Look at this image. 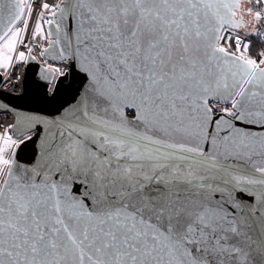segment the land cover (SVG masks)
I'll return each instance as SVG.
<instances>
[{
	"label": "snow or ice",
	"instance_id": "obj_1",
	"mask_svg": "<svg viewBox=\"0 0 264 264\" xmlns=\"http://www.w3.org/2000/svg\"><path fill=\"white\" fill-rule=\"evenodd\" d=\"M240 8L0 0L6 84L35 59L17 54L28 35L80 76L60 102L68 73H39L51 112L0 100L17 113L0 132V264H264V51L234 35Z\"/></svg>",
	"mask_w": 264,
	"mask_h": 264
},
{
	"label": "water",
	"instance_id": "obj_2",
	"mask_svg": "<svg viewBox=\"0 0 264 264\" xmlns=\"http://www.w3.org/2000/svg\"><path fill=\"white\" fill-rule=\"evenodd\" d=\"M247 9H248V0H241V8L239 13H241L245 22H247V16H249L247 14ZM237 18H239V16ZM52 39H55V36H53ZM59 47H62V45H58L57 50ZM46 48H49V44L48 46L43 47L42 49L44 50ZM28 55L31 56L30 53H28ZM45 55L51 58H55L56 52L49 50L48 52L45 53ZM25 63L26 65L24 67L25 70L22 78V86H23L22 92L19 94H13V93L10 94L0 89V100H3L5 103L11 106H14L19 112H24L34 109H41L45 112L53 111V106L45 102L43 91L41 88L37 86L38 84L42 83V81L40 80L39 73H41L45 67L42 66V64L38 63L36 59L26 60ZM66 72L68 73V77L67 79L63 80V84H61L60 91L57 93V98L60 102H64L66 100L71 99V94L66 90L65 85H67L70 82L78 84L80 80L79 73L75 69H71L68 66ZM13 116L15 122L17 119V113H13ZM37 148H38V144L34 140L25 141L24 144H21L15 150L17 160L24 165L29 164L31 161H33L36 158Z\"/></svg>",
	"mask_w": 264,
	"mask_h": 264
},
{
	"label": "built area",
	"instance_id": "obj_3",
	"mask_svg": "<svg viewBox=\"0 0 264 264\" xmlns=\"http://www.w3.org/2000/svg\"><path fill=\"white\" fill-rule=\"evenodd\" d=\"M40 0H37V3H39ZM50 3L55 2V0H49ZM249 8H252L253 11H260L262 18L257 21L255 20L253 22V25L251 27L250 31H244L242 29L239 30H233L234 35H239L241 36V38L243 40L246 41H250L251 42V47L249 49V55L254 58V59H258L259 57V53L264 51V2H262L259 5L255 4V0H250V4H249ZM35 18V17H34ZM31 27L32 24L30 23V29L29 31H31ZM253 29H255L257 32H259L261 35L256 36V35H252L251 33L253 32ZM45 30L47 33V25H45ZM45 33V34H46ZM256 40L258 42L261 43L262 49L258 50V54H251V48L253 45V41ZM26 41H27V47H25L24 45H18L17 46V54L19 51H24L25 55L28 56V47H30L32 49L31 51V56L35 57V59L37 60L38 63L42 64V66H46V65H52V66H60L64 71H66V69H68V63H60L57 59L55 58H51L48 57L46 55L41 56V52L43 51V47L48 46V40L47 39H43V38H37L36 40H33L31 35L26 36ZM222 44H224V46H227V44H225L224 41H221ZM232 51H235V42H232ZM26 63L25 61H21V62H16V60H13V66L11 68H9L7 70V79L11 80V84H6L5 81V69H0V89L4 90L5 92L8 93H13V94H19L22 92L23 90V86H22V78H23V73H24V67H25ZM14 116L13 113L9 112L6 113L2 110H0V132H2L4 130V128H6L9 124L14 122Z\"/></svg>",
	"mask_w": 264,
	"mask_h": 264
},
{
	"label": "rangeland",
	"instance_id": "obj_4",
	"mask_svg": "<svg viewBox=\"0 0 264 264\" xmlns=\"http://www.w3.org/2000/svg\"><path fill=\"white\" fill-rule=\"evenodd\" d=\"M249 4H250V0H248V8H249ZM254 21H255L254 17L250 15L247 16V22H245L246 27L241 28V29L247 32L250 31ZM0 69L3 70V68H0Z\"/></svg>",
	"mask_w": 264,
	"mask_h": 264
},
{
	"label": "trees",
	"instance_id": "obj_5",
	"mask_svg": "<svg viewBox=\"0 0 264 264\" xmlns=\"http://www.w3.org/2000/svg\"><path fill=\"white\" fill-rule=\"evenodd\" d=\"M253 42L254 43H253L252 48H251V54H252V56H253V54H258L257 53L258 50L259 49H262V46H261V43L260 42H258L256 40H254Z\"/></svg>",
	"mask_w": 264,
	"mask_h": 264
},
{
	"label": "flooded vegetation",
	"instance_id": "obj_6",
	"mask_svg": "<svg viewBox=\"0 0 264 264\" xmlns=\"http://www.w3.org/2000/svg\"><path fill=\"white\" fill-rule=\"evenodd\" d=\"M238 16H241V13L238 12Z\"/></svg>",
	"mask_w": 264,
	"mask_h": 264
},
{
	"label": "bare ground",
	"instance_id": "obj_7",
	"mask_svg": "<svg viewBox=\"0 0 264 264\" xmlns=\"http://www.w3.org/2000/svg\"><path fill=\"white\" fill-rule=\"evenodd\" d=\"M2 90V89H1ZM4 91V90H3Z\"/></svg>",
	"mask_w": 264,
	"mask_h": 264
}]
</instances>
